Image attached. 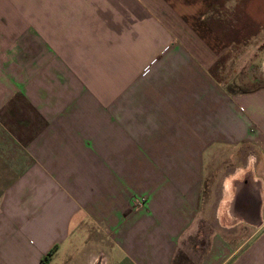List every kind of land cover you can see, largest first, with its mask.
Here are the masks:
<instances>
[{
	"label": "crops",
	"instance_id": "crops-1",
	"mask_svg": "<svg viewBox=\"0 0 264 264\" xmlns=\"http://www.w3.org/2000/svg\"><path fill=\"white\" fill-rule=\"evenodd\" d=\"M239 46L262 78L231 93ZM207 183L264 230V0H0V264H176Z\"/></svg>",
	"mask_w": 264,
	"mask_h": 264
},
{
	"label": "rangeland",
	"instance_id": "rangeland-1",
	"mask_svg": "<svg viewBox=\"0 0 264 264\" xmlns=\"http://www.w3.org/2000/svg\"><path fill=\"white\" fill-rule=\"evenodd\" d=\"M232 50L233 53H231V49L228 51V62L226 68L221 72V83L229 92L237 93L257 85L262 78V71L259 60L260 57H256V51L247 56L246 53L249 52V49H246L244 46H239L238 49L232 48ZM249 56L254 60L251 64H249V62L246 63L247 58L249 60ZM211 191L212 186L207 183L204 193L205 209L192 227L189 235L185 236L183 239L176 264H201L211 250L212 238L216 234H222L223 237L227 239L229 246L234 249L233 252H236V254L230 258L228 263L230 264L247 247L248 244L244 245L246 239L251 235L254 236L256 233V229H254V231L252 230V233L242 229H238L237 231L219 229L214 219V209L212 208L215 204L216 196ZM263 232L264 230L259 231L256 233V236Z\"/></svg>",
	"mask_w": 264,
	"mask_h": 264
},
{
	"label": "built area",
	"instance_id": "built-area-1",
	"mask_svg": "<svg viewBox=\"0 0 264 264\" xmlns=\"http://www.w3.org/2000/svg\"><path fill=\"white\" fill-rule=\"evenodd\" d=\"M144 202H145V199H141V200L137 201V206L142 207Z\"/></svg>",
	"mask_w": 264,
	"mask_h": 264
}]
</instances>
